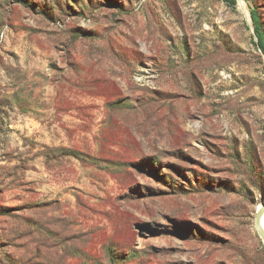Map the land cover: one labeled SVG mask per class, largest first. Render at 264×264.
I'll use <instances>...</instances> for the list:
<instances>
[{"label": "rangeland", "instance_id": "rangeland-1", "mask_svg": "<svg viewBox=\"0 0 264 264\" xmlns=\"http://www.w3.org/2000/svg\"><path fill=\"white\" fill-rule=\"evenodd\" d=\"M256 41L243 0H0V264H264Z\"/></svg>", "mask_w": 264, "mask_h": 264}, {"label": "trees", "instance_id": "trees-1", "mask_svg": "<svg viewBox=\"0 0 264 264\" xmlns=\"http://www.w3.org/2000/svg\"><path fill=\"white\" fill-rule=\"evenodd\" d=\"M226 4L234 6L236 4V0H223ZM249 7L250 19L253 26V31L256 37L255 45L258 49L264 54V26L262 23V19L260 17V12L256 8V6L251 2V0H243ZM72 157L78 158L79 155L77 153L71 154Z\"/></svg>", "mask_w": 264, "mask_h": 264}, {"label": "water", "instance_id": "water-1", "mask_svg": "<svg viewBox=\"0 0 264 264\" xmlns=\"http://www.w3.org/2000/svg\"><path fill=\"white\" fill-rule=\"evenodd\" d=\"M261 217L264 218V202L260 205V209L256 211V215H255V230L258 234V236L260 237L262 244L264 246V230L261 227Z\"/></svg>", "mask_w": 264, "mask_h": 264}, {"label": "bare ground", "instance_id": "bare-ground-1", "mask_svg": "<svg viewBox=\"0 0 264 264\" xmlns=\"http://www.w3.org/2000/svg\"><path fill=\"white\" fill-rule=\"evenodd\" d=\"M260 209V205L258 206V208H257V210H259ZM261 227L263 228V230H264V218L263 217H261Z\"/></svg>", "mask_w": 264, "mask_h": 264}]
</instances>
